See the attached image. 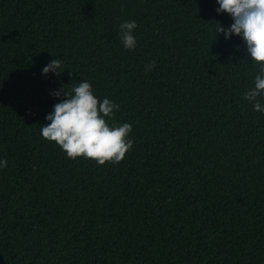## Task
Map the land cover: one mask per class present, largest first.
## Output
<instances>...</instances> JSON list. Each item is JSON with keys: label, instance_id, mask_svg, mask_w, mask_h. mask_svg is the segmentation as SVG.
Segmentation results:
<instances>
[{"label": "trees", "instance_id": "1", "mask_svg": "<svg viewBox=\"0 0 264 264\" xmlns=\"http://www.w3.org/2000/svg\"><path fill=\"white\" fill-rule=\"evenodd\" d=\"M218 7L0 0V264H264V113L243 95L259 69ZM80 80L133 126L118 164L40 134Z\"/></svg>", "mask_w": 264, "mask_h": 264}, {"label": "clouds", "instance_id": "2", "mask_svg": "<svg viewBox=\"0 0 264 264\" xmlns=\"http://www.w3.org/2000/svg\"><path fill=\"white\" fill-rule=\"evenodd\" d=\"M218 13L226 12L234 21L230 27L220 22L216 32L223 33L226 39L233 34L241 36L246 51L259 69L255 75L254 87L244 92L255 111L264 113V0H217ZM136 21H125L119 25L120 39L124 47L134 50L137 39L134 30ZM156 67L153 60L145 65V71ZM65 68L58 59H53L43 68V74L49 72L57 76ZM56 97L64 96L61 102L54 104V111L46 116L49 123L43 124L40 134L49 142H55L69 159L91 158L98 165L118 164L126 157L134 144L130 138L133 126L130 123H117L116 112L120 105L95 94L90 82L80 80L70 89L51 93ZM111 121V123H110ZM7 159L0 161V168L7 166Z\"/></svg>", "mask_w": 264, "mask_h": 264}]
</instances>
